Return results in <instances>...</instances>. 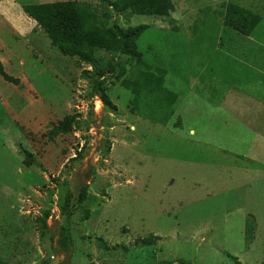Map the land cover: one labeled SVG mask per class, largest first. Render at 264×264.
<instances>
[{"label":"rangeland","instance_id":"rangeland-1","mask_svg":"<svg viewBox=\"0 0 264 264\" xmlns=\"http://www.w3.org/2000/svg\"><path fill=\"white\" fill-rule=\"evenodd\" d=\"M54 1L66 0H0V65L20 80L0 74V264H264V97L239 100L234 89L258 82L252 72L264 65L249 63V74L244 64L237 72L234 64L216 67L218 50L246 48L242 35L221 30L224 4L262 17L254 37L264 45V0H174L168 17L76 0L107 26H150L139 50L151 70H167L165 85L179 94L167 122L144 102L131 109L134 94L121 85L133 74L127 56L97 51L113 66L103 84L112 109L95 95L96 70L64 56L15 7ZM72 114L79 125L51 138ZM82 184L88 198L72 211L66 253L58 244L67 222L61 205Z\"/></svg>","mask_w":264,"mask_h":264},{"label":"trees","instance_id":"trees-1","mask_svg":"<svg viewBox=\"0 0 264 264\" xmlns=\"http://www.w3.org/2000/svg\"><path fill=\"white\" fill-rule=\"evenodd\" d=\"M109 5L116 12L130 16L139 14L168 17L176 11L174 0H113L110 1ZM224 8L221 30L233 32L234 35H242L244 38L254 35L255 30L262 21V17L258 13L233 2L225 3ZM23 10L38 23L39 27L45 31L51 40V43L64 56L78 59L82 63L91 65L96 70L97 79L92 87L95 95L99 96L105 106L116 109L110 99L108 90L103 85L106 83V74L110 69H113V66L106 59L97 56V51L114 52L129 58L128 61L131 64L130 68L133 70V74L132 76H124L121 79V85L134 94V98L130 103L132 110L139 108L137 105L144 102L146 108L152 109L155 113L157 111L162 113L161 118L158 117L157 120L167 122L174 116L179 94L166 87L167 70L163 68H158L156 71L151 70L145 64L143 53L139 50L138 41L141 35L150 29L149 25L118 27L116 24L107 26L105 21L101 20L91 10L89 3L76 0L26 4L23 6ZM108 11L106 18L110 19ZM179 29L174 26L170 31H179ZM217 53L216 67L234 64L232 68L236 72V67H242L241 63L237 62V58L231 55L220 57L222 54L220 50ZM104 63L105 66H103ZM126 68V66H122L123 71ZM228 68L221 67L223 70ZM242 68L246 69V67ZM84 73L88 72L85 71ZM0 74L9 82L16 84L20 82L19 79L8 75L1 65ZM117 78L120 79L119 76ZM151 94L157 95L154 104L147 101L148 95ZM76 125H79L78 115H67L50 130L49 136L54 138L55 136L67 134ZM26 156L25 162L28 166H31L32 156L28 153ZM87 198L88 184H82L77 198L72 191L68 192L64 203L61 205V216L67 218V222L60 227L59 231L58 244L63 252H71L72 249L73 237L69 222L72 211L77 205L83 204ZM49 216L50 212L48 211L43 218H39L38 229L41 235L46 233L48 228L47 218ZM140 241L148 244L152 239L146 238ZM42 264H51V262L45 261Z\"/></svg>","mask_w":264,"mask_h":264},{"label":"crops","instance_id":"crops-1","mask_svg":"<svg viewBox=\"0 0 264 264\" xmlns=\"http://www.w3.org/2000/svg\"><path fill=\"white\" fill-rule=\"evenodd\" d=\"M15 7L18 9L20 15L25 20V22H28V28L30 26L33 27L34 26L33 22L35 20H33L32 18H29V16L24 12L23 9H21V8H19L17 6H15ZM29 20L30 21H33V22H29ZM35 23H36V21H35ZM23 26H25V23H24ZM253 36H246V38H244L243 43L245 44V47L246 48H244L241 53H237L238 52L236 50L237 47H235V49L233 47V48H228V49L220 50L223 54H224L225 51H228V53H225L224 56L231 55L234 58H237V54L243 56L244 57L243 58V64H245V67H246V70L245 71H249V72H247V74H249L251 72V70H250L251 68L249 66V63H252V64L257 63L258 65H264V62L260 59L259 54H258V53L264 54V45L262 43L260 44L259 42H257L259 40H256ZM237 39L239 40V38H237ZM253 43H255V44L259 45V46H254ZM255 56H257V57L255 58ZM241 64H242V62H241ZM252 73H254V74L257 73L258 80L259 81L258 82H256V81H250V79L248 78V80L246 82L243 81L244 84H241V87L242 88H240V87L234 88L235 91L241 93V95H239V98H238L239 100L242 98L243 95L249 97L254 102H255L254 98L256 100H261V99L256 98L257 96L264 97V72L262 70H256V72H252ZM253 84H254L255 87H257L259 89V92L256 93V94L253 93L254 92V88L252 87ZM234 89H232V90H234ZM232 90H229L228 91V94ZM260 90H261V92H260ZM227 96L228 95H226V97ZM240 102H244V101H240Z\"/></svg>","mask_w":264,"mask_h":264}]
</instances>
